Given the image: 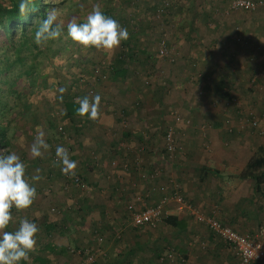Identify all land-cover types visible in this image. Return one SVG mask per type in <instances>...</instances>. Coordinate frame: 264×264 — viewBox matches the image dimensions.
Returning a JSON list of instances; mask_svg holds the SVG:
<instances>
[{
	"label": "rangeland",
	"instance_id": "rangeland-1",
	"mask_svg": "<svg viewBox=\"0 0 264 264\" xmlns=\"http://www.w3.org/2000/svg\"><path fill=\"white\" fill-rule=\"evenodd\" d=\"M237 1L59 0L50 7L64 27L57 39L35 44L40 19L26 33L18 28L12 40L0 29V128L8 142L0 155L20 157L25 179L36 187L32 204L60 223L51 235L69 252L55 254L51 264L82 262L78 250L103 264H240L236 250L191 211H173L187 218L185 229L162 222L136 228L130 223L135 209L124 203L133 194L145 208L164 192L183 195L188 185L195 192L192 166L198 160L216 156L239 165L264 144V0H251L255 8ZM94 5L112 8L111 17L129 32L130 48L123 42L110 50L86 48L67 36V23L83 22ZM121 67L126 74L115 77ZM96 94L101 102L95 120L67 117L64 98ZM38 129L49 148L34 157L30 147ZM124 132H134L131 141ZM58 145L77 162L74 175L61 172ZM33 175L41 178L33 181ZM227 178L216 182L223 193L249 204L252 195L246 198L242 186L227 189ZM262 198L253 194L252 211L243 214L193 206L254 236L264 225ZM167 205L174 210L172 198ZM19 210L11 212L16 228ZM261 240L264 247V235Z\"/></svg>",
	"mask_w": 264,
	"mask_h": 264
},
{
	"label": "clouds",
	"instance_id": "clouds-1",
	"mask_svg": "<svg viewBox=\"0 0 264 264\" xmlns=\"http://www.w3.org/2000/svg\"><path fill=\"white\" fill-rule=\"evenodd\" d=\"M51 2L59 3V0H51ZM34 5L35 0H19L18 13L24 15L29 10H34ZM66 31L69 38L86 48L110 50L129 38L127 28L111 16L105 15L98 5L92 7L83 22L70 20L66 25ZM63 32L64 27L57 22V10L53 9L37 26L34 42L40 46L47 41L59 38ZM77 102L79 107L76 112L79 116H87L90 120L98 117L101 102L99 94L91 97L85 95L78 98ZM44 136L45 133L38 129L30 147L34 157L41 156L42 150L49 148ZM55 154L62 165L61 172L74 175L77 162L70 159L68 150L58 145ZM39 171L37 169V173ZM40 178L39 175H33L31 179L38 181ZM36 195V187L25 179V164L20 157L15 152L0 155V264H20L22 260H28V253L34 250L36 235L39 232V227L34 220L21 218L19 226L14 231L5 229L12 219L10 209L15 207L19 210L29 207Z\"/></svg>",
	"mask_w": 264,
	"mask_h": 264
},
{
	"label": "crops",
	"instance_id": "crops-1",
	"mask_svg": "<svg viewBox=\"0 0 264 264\" xmlns=\"http://www.w3.org/2000/svg\"><path fill=\"white\" fill-rule=\"evenodd\" d=\"M126 102H128V100H126ZM107 110H109V108H107ZM124 112L129 113L130 109H128V107H127V109H125ZM104 114H106V113H104ZM108 114H111V113L107 112V115ZM84 117H87V116H83V117L76 116V119H83ZM202 117H203V113H202ZM102 124H104V122H102ZM225 132L226 131H223V133H225ZM133 134H134V132H133ZM133 134H132V132H124L122 137L125 140L131 141L132 140L131 137H133ZM245 141H246L245 143L247 144V138L245 139ZM148 143L151 144V141H148ZM152 144H154V143H152ZM107 146L108 147H115V146H117V144L113 145L112 143H108ZM239 146H242V145H239ZM260 146H264V144H262ZM252 155H253V152L251 151L250 156L246 157L245 161L239 165L233 159H229L228 163H226V162L224 163L221 160V158H217L216 156H213V157L211 156L212 157V158H210L211 160H209V158H208V161L198 160L197 163H194V165L192 166V170H193L192 173L197 175V181H198L197 187H198V189L194 192L193 189L192 190L190 189V185H188L189 187L185 188V190H183L184 198L187 199L188 201H190L192 204L199 205L200 209H201V207H202V209L209 208V210L204 209L205 211H213V209H215L217 205L219 207H221L222 211H224L225 213H228V214H235L238 212H239V214H243V213H247L249 210L252 211L251 206H253V204H254L253 203V200H254L253 199L254 181L252 179H243L239 176V173L245 167L246 163L248 162V160L251 158ZM155 159L156 158L151 160L152 163L149 162V164L151 163L150 166H154V162L156 161ZM223 176L228 177L226 179L228 182L226 185L227 189L234 190L235 187L242 186L246 191L245 192L246 198L248 197V195H247L248 192L250 193V195H252L249 199V202H250L249 204H246L248 199L244 200V203H245L244 204L242 202L240 203L238 201V198L232 199V195H228V194L223 193L222 189L220 188V185H223V184H219V185L216 184L217 179L219 177L223 178ZM212 180H214V184L210 185L209 182H211ZM232 180L235 184L231 188H229L230 187L229 185L231 184ZM193 184L194 183L191 182V186ZM108 197L111 198L113 196H111L109 193ZM137 199H138L137 197H134V195L131 194V196H129V198H128L129 201H127V202L125 201L124 203H129L128 206L132 209H135V210L142 209L143 203H139L140 201ZM196 202H199L200 204H198ZM45 210H46V208L43 206H36L34 204H31L29 207L24 208V209H20L17 212V214L19 216L18 217L19 220L21 218H28L30 220H34L39 227V232L36 235L35 248L33 251H30L28 253V264L34 263V260L39 258V257L45 258L47 256L46 255L47 253L45 250V247L47 245L60 246V243H59V245L56 244V241H55L56 235L55 234L51 235L52 232L48 231V229H47V227L49 225L47 223L48 219H47V216L45 215ZM10 211L11 212L15 211V208L12 207L10 209ZM42 211H43V213H42ZM173 211H175V210H172V212ZM179 217H181V216H179ZM234 217L235 216H232V215L230 216V218H234ZM181 218H184V217H181ZM49 221H51V224L54 226L55 221L52 220L50 217H49ZM15 225H16L15 223L9 224L5 230L14 231L16 229ZM54 230H56V228H54ZM54 255L55 254H50L47 257H49L52 260V257L54 258Z\"/></svg>",
	"mask_w": 264,
	"mask_h": 264
},
{
	"label": "trees",
	"instance_id": "trees-1",
	"mask_svg": "<svg viewBox=\"0 0 264 264\" xmlns=\"http://www.w3.org/2000/svg\"><path fill=\"white\" fill-rule=\"evenodd\" d=\"M6 3L4 5L0 4V29L3 31L6 37L12 40L14 32L19 28L23 33H26L29 26L34 23L36 19H40V21L46 18L47 13L50 11V7L54 5V3L49 0V2H45V0H35L34 10H29L26 14L20 15L18 13V2L19 0H5ZM197 1V0H196ZM154 9L157 6V3H154ZM199 8L198 4L194 5L193 9L197 11ZM105 15L113 16L112 15V8L105 7L102 9ZM124 16V15H119ZM124 47L130 48V39L128 38L125 41H122ZM128 54L132 57L133 55L128 52ZM127 72V68H115L114 75L117 77L118 75H125ZM206 76V75H205ZM222 80V79H221ZM224 83V81H223ZM220 86H223L220 83ZM227 94H230L227 92ZM63 104L65 105V109L67 111V117L73 118L74 116H79L76 112V109L79 107L77 101L72 99L64 98ZM0 145H8L6 141V131L0 128ZM239 176L243 179H252L254 181V195L256 198L262 200L264 197V146H259L251 158L246 163L245 167L239 173ZM90 207V206H89ZM224 224L225 222L222 221ZM48 231L52 232L54 228H58L60 225L59 222L54 223V226L49 221L48 217ZM50 223V224H49ZM162 223L165 225H172L177 227L179 230L185 229L187 227L188 220L187 218H181L176 214H169L164 217ZM212 231V230H211ZM63 232V230H62ZM214 235H217L214 231H212ZM69 246L66 244H62L60 246L57 245H47L45 247L46 255L49 256L50 254L56 255H63L69 252ZM39 257L34 260L32 264H51L52 260L49 257ZM20 264H28V260L21 261ZM92 264H103L100 261L93 262ZM250 264H264L263 261L254 260Z\"/></svg>",
	"mask_w": 264,
	"mask_h": 264
},
{
	"label": "built area",
	"instance_id": "built-area-1",
	"mask_svg": "<svg viewBox=\"0 0 264 264\" xmlns=\"http://www.w3.org/2000/svg\"><path fill=\"white\" fill-rule=\"evenodd\" d=\"M236 5H240L245 8H255L256 2L251 0H238ZM166 144L170 151L174 150V139L171 132L166 134ZM76 181L77 184L81 183L83 187H88L87 184L81 182L79 178H76ZM171 198L175 202L174 210L191 211L196 216L198 221L208 225L212 231L217 233L218 236H221L227 244L234 248L240 258V264H247L254 260L264 261V247L263 241L261 240L262 235H264V225L261 226L259 232L254 236L241 234L233 229V227L221 222L219 219L205 216L202 212L196 210L193 204L185 199L178 190H175L170 194L168 192H164L163 197L159 201L145 208L133 211L131 213L130 223L136 228L143 226H156L163 221L165 216L174 214L167 208V204ZM78 252V254L82 253V257H84L83 261L78 264H90L94 261L93 254L84 252L83 250H78Z\"/></svg>",
	"mask_w": 264,
	"mask_h": 264
}]
</instances>
